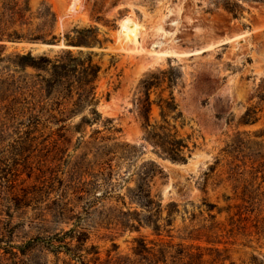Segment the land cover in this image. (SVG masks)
Masks as SVG:
<instances>
[{
    "label": "rangeland",
    "instance_id": "rangeland-1",
    "mask_svg": "<svg viewBox=\"0 0 264 264\" xmlns=\"http://www.w3.org/2000/svg\"><path fill=\"white\" fill-rule=\"evenodd\" d=\"M216 1L0 0V40L7 41L0 43L2 239L20 243L73 228L88 234L84 245L96 246L101 261L129 254L142 236L199 246L203 264H264V5L245 2L234 18ZM126 16L141 25L128 45L135 51L116 42ZM10 41L84 48L34 50ZM151 48L186 54L155 57ZM27 51L71 67L73 57L91 53L99 65L93 99L91 84L81 86V97L78 68L65 72L68 88L57 93L50 66L23 64ZM170 96L175 108L167 112ZM146 97L155 130L166 126L185 139V161H173L148 138L151 126L137 104ZM247 108L255 113L243 122ZM94 137L118 144L108 173L94 163L92 147L102 143ZM152 165L161 169L150 182L162 206L159 229L120 226L119 211L140 210L128 190ZM243 187L249 201L240 198ZM33 255L40 264L75 263L41 246Z\"/></svg>",
    "mask_w": 264,
    "mask_h": 264
},
{
    "label": "trees",
    "instance_id": "trees-1",
    "mask_svg": "<svg viewBox=\"0 0 264 264\" xmlns=\"http://www.w3.org/2000/svg\"><path fill=\"white\" fill-rule=\"evenodd\" d=\"M260 3L264 5V0H217L215 3L216 7L222 8L231 17H239L246 10L244 3ZM79 45V44H72ZM81 50V49H79ZM65 53L71 54L69 50ZM24 59V65H30L33 67L50 66L52 79L49 86L60 88L57 90L59 93L62 89L68 88V79L66 78L65 72L74 70L77 72L79 77L78 87L82 91L81 97L84 96L86 92L85 88L89 84V95L90 101L93 99V85L92 83L96 79L99 71V65L92 63L91 53H86L84 61L76 59L73 67L68 65L63 59H55L52 61L47 55L39 54L33 55L30 51H27L20 55ZM71 67V68H70ZM82 86V87H81ZM258 88L260 89L259 99L264 100V78L261 80ZM170 100L165 101V105L162 110L170 112L174 110L175 106L173 103L172 96L169 97ZM138 109L143 111V117L145 118V125L151 126L148 132V138L152 141L153 145L156 146L162 153L168 156L173 161H185L186 154L185 150L188 148L187 143L184 138L179 137L176 131L170 133V128L160 125L158 128L163 129L160 131L155 130V126L151 125L148 121V115L150 111L151 102L146 97L145 99L138 98L137 101ZM94 105V102H93ZM255 111L253 108H247L242 115L243 122H248L252 118V114ZM254 120V119H253ZM110 137H105L98 139L94 137L95 142H102L110 140ZM90 145V142L86 141L84 147ZM118 144L112 143L110 145L106 143H99L92 148H94V156L96 161L94 162L98 168L104 170L108 173L106 169H112L111 167V157L116 155L118 150H116ZM112 154V155H111ZM82 164V163H80ZM78 165L81 167V165ZM103 173V172H102ZM161 169L152 165L147 169H142L139 171L138 179L139 183L135 185V188L128 190V197L130 200H136V203L140 207V210H129L119 211L122 218L117 221L120 226L127 229H137L139 226L148 224L152 225V229L158 230L160 224L158 220L161 213V202L154 195L151 194L150 182L156 174H160ZM236 188V187H235ZM94 201H97L98 195L94 196ZM240 198L244 201H249L253 197L251 196V191L246 187H243L242 194ZM91 201V202H92ZM124 204V202H123ZM144 212L143 215L140 212ZM228 211V208H227ZM167 222H170L166 220ZM4 236L0 237V264H40L35 256L33 255V250L36 246H41L43 249L48 250L55 256L59 252H63L68 255L70 259H74L75 263L79 264H203L204 252L199 246H183L181 243H172L170 241H146L144 237L139 236L134 238V245L131 247V252L129 254H122L116 256H110L101 261L99 259L98 250L96 246L90 244L86 247L84 244L88 239V234L83 230H76L73 228L67 230H60L54 232L45 237H32L26 241L20 243H14L10 239H2ZM75 244L71 246L72 241ZM194 249V250H192ZM83 251L84 253H80ZM92 254L89 259H85L86 255ZM221 260L219 257H213L212 261ZM65 264H70L66 263Z\"/></svg>",
    "mask_w": 264,
    "mask_h": 264
},
{
    "label": "bare ground",
    "instance_id": "bare-ground-1",
    "mask_svg": "<svg viewBox=\"0 0 264 264\" xmlns=\"http://www.w3.org/2000/svg\"><path fill=\"white\" fill-rule=\"evenodd\" d=\"M73 4L74 2L71 1ZM69 6V5H68ZM141 25L136 22L133 18L130 16L124 17L118 26V29L116 31V42L120 44L121 48L124 50H130V51H135L137 50L135 47L129 48L128 45H135L137 42V36H138V31H140ZM258 28V27H257ZM256 28V29H257ZM246 32L237 34L236 36L228 39H224L222 41H231L239 38L240 36H243ZM208 47H211L212 45H207ZM149 53H152L153 56L158 57L162 55H169V54H174L177 56H181L186 54V52L181 51L177 52L175 50H172L171 48L169 49H157L153 50L152 48L149 50Z\"/></svg>",
    "mask_w": 264,
    "mask_h": 264
},
{
    "label": "water",
    "instance_id": "water-1",
    "mask_svg": "<svg viewBox=\"0 0 264 264\" xmlns=\"http://www.w3.org/2000/svg\"><path fill=\"white\" fill-rule=\"evenodd\" d=\"M250 31L249 29L247 30ZM7 41L0 40V43H5ZM9 43H22L29 45L31 49L34 50H47L52 51L55 49H71V48H77V49H83V46L80 45H72V44H65L63 42H56V43H49V42H20V41H10Z\"/></svg>",
    "mask_w": 264,
    "mask_h": 264
}]
</instances>
